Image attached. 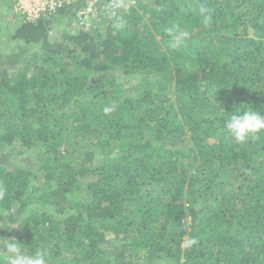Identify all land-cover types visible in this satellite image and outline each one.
Returning <instances> with one entry per match:
<instances>
[{
    "label": "trees",
    "instance_id": "trees-1",
    "mask_svg": "<svg viewBox=\"0 0 264 264\" xmlns=\"http://www.w3.org/2000/svg\"><path fill=\"white\" fill-rule=\"evenodd\" d=\"M79 4L12 13L29 50H0V238L50 264H264V134L225 128L241 104L264 114V0H134L103 33Z\"/></svg>",
    "mask_w": 264,
    "mask_h": 264
},
{
    "label": "clouds",
    "instance_id": "clouds-1",
    "mask_svg": "<svg viewBox=\"0 0 264 264\" xmlns=\"http://www.w3.org/2000/svg\"><path fill=\"white\" fill-rule=\"evenodd\" d=\"M128 7L126 2L110 5V15L113 18L115 28L118 30L126 27V20L120 13L121 11L126 12ZM213 15L211 8L207 6L199 8V19L203 26L207 27L213 24ZM166 31L171 36L169 46L173 49L179 48L184 39L189 36L187 31L180 29L179 22H171ZM225 128L236 142L244 143L249 138H255L257 134H264V114L252 106L241 104L239 107H235L232 114L227 115ZM6 194L7 188L0 184V200H3ZM0 242L3 244V255L0 256V259L4 261V264H50L51 257L45 249L37 250L31 255H25L21 243L14 238H0Z\"/></svg>",
    "mask_w": 264,
    "mask_h": 264
},
{
    "label": "built area",
    "instance_id": "built-area-1",
    "mask_svg": "<svg viewBox=\"0 0 264 264\" xmlns=\"http://www.w3.org/2000/svg\"><path fill=\"white\" fill-rule=\"evenodd\" d=\"M131 0H12L13 9L25 21L33 22L39 17L55 12L68 4L81 3L76 11L75 19L80 27L89 30L95 28L101 21L102 14H110V5Z\"/></svg>",
    "mask_w": 264,
    "mask_h": 264
},
{
    "label": "rangeland",
    "instance_id": "rangeland-1",
    "mask_svg": "<svg viewBox=\"0 0 264 264\" xmlns=\"http://www.w3.org/2000/svg\"><path fill=\"white\" fill-rule=\"evenodd\" d=\"M133 3L134 1H130L128 3L126 2V5H133ZM13 11L14 9L8 8L5 4H3L2 1H0V50L2 52H6L9 56H11L13 53L15 54L17 52H24V51L29 50L28 46L26 47L18 40L12 38V33L14 31L16 22L20 19L19 17L12 16ZM107 15H110V14H107ZM68 23H69L68 19H62L61 25L57 27L61 29L66 28L67 27L66 25ZM75 25L79 27L81 26L79 21L76 19H75ZM105 25H106L105 20L102 19V21L95 27V29H99L100 32L103 33L105 31ZM57 33L58 35L60 34L59 31H57ZM19 60H20L19 57L11 60V62H9V69L12 70L17 66H20L21 67L20 69L24 71L27 67H29L26 65H22ZM10 73L12 72L10 71ZM117 76L120 77L123 83L129 84L130 88H133V86L136 85L137 79L135 77H123L120 74ZM16 153L19 155L20 154L26 155V152L21 151V150L17 151ZM13 155L14 153H11L10 151H5V150L0 151V163L10 162L11 164ZM21 159H22V156L17 157V160L22 163ZM5 220H6L5 216L3 214H0V227L2 224H5V227H6L7 223H5ZM1 246H3V244L0 245V248ZM110 246H111V242L102 245V248L110 252L111 251Z\"/></svg>",
    "mask_w": 264,
    "mask_h": 264
}]
</instances>
